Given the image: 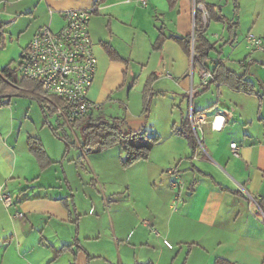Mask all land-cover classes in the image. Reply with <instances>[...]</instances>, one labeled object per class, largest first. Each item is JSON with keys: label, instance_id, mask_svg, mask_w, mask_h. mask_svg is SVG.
I'll list each match as a JSON object with an SVG mask.
<instances>
[{"label": "crops", "instance_id": "0c3cea01", "mask_svg": "<svg viewBox=\"0 0 264 264\" xmlns=\"http://www.w3.org/2000/svg\"><path fill=\"white\" fill-rule=\"evenodd\" d=\"M95 1L5 0V7H0V17L9 13L17 16L13 21L27 17L30 23L22 31L28 32V40L19 57L17 73L20 78L22 54L41 27L48 25L54 31L61 29L63 10L67 8L94 9L89 29L98 68L90 97L100 107L86 117L102 116L101 110L109 106L115 96H121L127 88L130 96L133 88L142 92L143 107L133 110L126 106L122 126L135 131L145 127L149 134H158L160 140L152 147L147 159L124 166L123 157L120 158L121 167L126 171L123 176L126 179L122 181H106L100 170L105 164L91 160L92 154L87 155L88 147L79 138L82 165L84 159L86 163L90 162L94 171L93 183L101 186L111 182L109 187L116 186V194L126 197L130 215L134 212L131 222H140L151 233L157 225L162 233L156 237L169 248H157L155 240H151L152 234L145 235L136 227L122 233L126 239L117 237L126 224V220H120L125 208L112 207L107 214L109 223L92 220L83 224L66 174L63 184L61 180L47 186L42 183L41 176L55 162L49 147L54 136L44 137L43 129L48 124L54 134L60 135L58 128L48 120V114L56 111L42 96L41 87L39 91H32L17 83L13 84L14 95L26 97L31 102L26 107L27 114L17 136L13 131L5 136L0 130V193L4 187L22 186L11 195L12 205L6 206L0 200V223H3L0 227V264L6 261L8 264H125L124 245L134 254V258L129 257L131 263L128 264H161L164 257V264H175L180 252L181 255L185 253L182 264H215L218 258L230 264H264V208L259 205V201L264 202V52L256 59L244 51L238 63H231L225 57L214 58L212 49L204 67L212 69L221 60L252 81L255 90L251 93L236 90L216 81L205 89L200 86L202 69L193 68V58L192 73L188 74L191 56L177 39L192 33L194 0H148L147 5L139 0H104L99 4ZM201 17L200 31L211 42L208 29L212 21L205 23L203 15ZM38 18L42 21L34 26L33 21ZM4 29L6 31V26ZM260 32L264 43V32ZM159 40L161 47L157 48ZM196 69L200 77L198 82L194 79ZM154 74L151 98L155 103L147 114L144 89ZM160 83H164V87L158 86ZM189 94L193 95L191 105L197 111H233V117L226 119L221 129L210 126L199 132L213 158L201 153L199 146L193 148L187 135L174 132V128L181 126L184 115L189 114V107L185 106ZM196 96L206 101L196 103ZM6 97L9 96H0V100L5 101L3 98ZM11 98L2 105L11 104ZM40 109L44 113L41 122ZM221 121L219 118L215 123L220 125ZM29 137L42 141L50 158L46 167L41 168L30 151ZM62 138L65 149L70 148V135H62ZM232 142L238 144L239 155L232 153ZM94 150H90L91 153ZM100 151L95 153L94 159L107 160L101 156L106 150ZM181 152L188 161L180 162ZM172 162L176 163L184 181L177 205H174L171 186L173 176L167 171L174 166ZM27 163H30L32 173L27 172ZM118 165L120 167L119 162ZM116 201L111 199L107 206L108 203L113 206ZM93 209L91 207L90 211ZM170 239L183 244L179 251H173ZM70 244H74L75 251L72 249L54 257L56 249ZM110 249H117L118 255Z\"/></svg>", "mask_w": 264, "mask_h": 264}, {"label": "rangeland", "instance_id": "374dc122", "mask_svg": "<svg viewBox=\"0 0 264 264\" xmlns=\"http://www.w3.org/2000/svg\"><path fill=\"white\" fill-rule=\"evenodd\" d=\"M4 1L5 0H0V7L2 9L5 7ZM206 1L208 3H212L215 5L214 9L218 15H220L219 13L222 12V14H224V16H226L228 19L235 18L236 21L238 20L239 22L236 31L234 30V32L231 33L227 21L224 23L225 24L224 26L222 21L216 19L211 20L212 23L208 29V37L211 40V43L215 44V47L213 48L212 51L213 57L216 59L218 57L224 59L225 57L226 61L228 62L238 63L237 60L242 58L240 57V55L242 56L243 55L242 53L244 51H247L248 53H250V56L255 57L256 59H260L262 57L261 55L262 53L260 54V52H264V43H263V49H252V47H248L247 36L251 34L262 37L260 31L262 30V33L264 32V0H238L239 13L237 15L234 12L233 0H206ZM196 7L199 8V5H196ZM15 18H17V16H13L12 14L9 13L8 14L4 13L2 16V20L6 23V31H5L6 38L4 44L0 45V70H2L8 64L13 69L18 68V62L21 51L23 49V46L28 40V32L27 31L22 32L24 30L25 25L30 24L28 22L29 21L28 18L20 17L18 21L16 20L13 21V19ZM40 21H42L41 18H38L37 21L34 20L33 25L34 26L37 25V23H39ZM237 32H238V37H236ZM235 46L238 48L235 49ZM191 73H192V56H191L188 74L191 75ZM194 79L196 82H198L200 79L198 74V69H196L194 73ZM162 85L164 87L165 84L160 83L158 86L162 87ZM200 86H202V84ZM212 91H215V88L211 90V92ZM11 94H14V92H12ZM127 94H128V88L124 93L121 94V96L119 95L115 96L111 100V104L109 106H106L104 110H101L102 116H104L106 120H109L110 123L113 124L114 122H116L123 124L125 119L126 106L130 107L133 110H136L139 107L140 108L143 107L142 92H137L136 89L132 88L130 92V96H128ZM213 95L214 97H216V94ZM192 96L189 94V100H186L185 102V106L188 105L189 108L191 106ZM197 97L198 96H196V98ZM8 98L9 97L3 98L5 101L3 100L2 101L6 102ZM196 100H197L196 103L206 101L201 99L199 100L198 98ZM153 101L154 100L152 99L151 108L155 103V102L153 103ZM30 102H31L30 99H26V97L13 95L11 98V104L8 105L4 104L0 106V130L5 136L11 135L10 134L11 131H13V133H15L14 135L17 136V133H19L21 129V122L22 120L25 119V115L27 114L26 107L30 104ZM212 102L213 100H211L210 103ZM163 103L164 102L162 101V105ZM34 106H37L36 103H34ZM194 107L197 108V106ZM40 116H41L40 117V122H41L44 119V113L42 109H40ZM48 120L53 126L58 128V132L60 133V135L54 134L48 124L46 125V128L43 129L44 137L51 134L52 136H54V139L49 144V147H51L50 148L51 155L55 160V162L48 169V171L41 176L40 179L43 180L42 183H44L47 186L49 184H58V181L61 180L63 184V176L64 174H66L70 182L72 191L75 195V202L78 206V211H79L78 213L80 214V218H82L83 224H89L92 220L98 221L101 224H104L105 222L109 223L110 220L108 219L109 217L107 214L108 212L111 211L110 209L112 207H118L120 209L125 208L123 214H120V220L123 218L124 220H126V224L125 226H123V229L119 234L120 236L118 235L117 237L126 239L125 236L122 237L123 235L122 233L133 229V227H136L139 231L145 232V235L148 233L152 234L151 240H155V245L157 248L159 249H163L165 247L169 248L163 242L162 239L156 237V235L160 236V233H162L161 229L157 225L153 228L154 233L153 232L151 233V230H149L147 227L143 228L140 222L137 223H133V221L131 222V218H133L134 212H132V215H130L131 212L130 209L127 208L128 204L126 203V197H122L123 196L122 194H116L117 193L116 186L112 188L109 187V183L111 182H105V184L102 183V185L100 186L97 185V183L95 184L93 183V181H91L94 178V171L91 169V166L89 164L90 162L87 161L86 163L85 159L83 160L84 164L82 165L81 154L83 153H82L81 145L78 142L79 138L80 140H83V126L79 125V123L77 124L74 123V125H70L69 123L65 122L63 116L60 115L58 112H51L50 114H48ZM66 134L70 135L72 144L70 145V148L66 147L65 149L66 143L62 138V135L66 136ZM203 145H204L203 147L201 146L199 148V151L208 158H213L210 155L209 152L210 150L209 147L207 146L205 138L203 139ZM94 148L95 150L91 153L90 150ZM87 149H88L86 150L87 155L90 157L92 154V156L90 157L91 160H95L97 163L103 162V164H105L100 167V170L102 171L106 181H110L112 179L117 182L126 179V177H123L126 171L121 167V163H120V158L123 157L124 159L126 155L123 145L119 143V144H115L114 146H110L108 148H101L100 145L98 144H91V146L88 147ZM100 149L104 151L106 150L105 154L101 156L102 158H107V160L101 161L100 159H96V158L94 159L95 153L102 152L100 151ZM179 159H181L180 162L182 163L187 160L186 155L182 152ZM118 162L120 164V167L118 165ZM175 164L176 163L172 162V165H174L172 167H175ZM177 165H180V163ZM30 166H31L30 163H27V170H28L27 172L32 173L33 169L32 168L30 169ZM37 168L39 172H41L38 165ZM166 173L168 172L166 171ZM33 176L34 174L32 175V177ZM171 176H173L172 178L173 180L175 175L172 174ZM21 189H22L21 185L14 184L11 185V187L9 188L7 187L2 188L1 189L2 192L0 194L7 193L13 196L14 192H18ZM172 192H173V198H175L176 194L178 193V190L173 189ZM183 196H185V193ZM111 199H117V201L113 202V206H111L109 203L107 206V202L110 201ZM179 199H181V194ZM0 200L3 202L1 198ZM178 203L174 202V205H177ZM91 207H94L92 211H90ZM90 214H93V216H90ZM129 220L131 223H128ZM1 224L3 225V223H0V227ZM102 237L106 238L104 234L102 235ZM168 241L174 247L173 251L174 250L179 251V249L183 245L181 242L174 241L172 239ZM128 248L129 247H127L126 245H124L122 248L123 251L122 256L125 261L124 262L125 264L131 263L129 257L134 258V254L130 253L131 249ZM110 252H113L114 255L117 253L118 255L117 249L116 250L110 249ZM143 254H145V252H143ZM184 255L185 253L181 255L180 252L175 264L177 263L182 264ZM164 259L165 257L163 258L161 264H164ZM5 264H8L7 261L5 262Z\"/></svg>", "mask_w": 264, "mask_h": 264}, {"label": "built area", "instance_id": "2783aa9c", "mask_svg": "<svg viewBox=\"0 0 264 264\" xmlns=\"http://www.w3.org/2000/svg\"><path fill=\"white\" fill-rule=\"evenodd\" d=\"M139 1L143 5L148 4V0ZM196 5H199V8ZM198 9L203 12L204 22H208L205 7L194 0L192 58L195 55V14ZM93 12V8L63 10L64 25L62 28L54 31L48 25L41 27L23 52L19 63L20 77L37 81L40 84L42 96L70 125H74L76 119L85 117L100 107L90 97V89L98 68V58L89 29ZM247 43L252 49H263L262 37L250 34L247 36ZM201 78V84L207 86L215 80V75L210 67L205 66L201 71ZM2 104L3 101L0 100V106ZM231 117H233L231 109H221L217 112L209 109L197 111L191 105L189 118L199 148L204 146L199 132L207 130L210 126L214 129H221L226 119ZM219 118L222 121L220 125H217L215 122ZM231 148L234 155H239V146L236 142L231 143ZM167 171L175 175L171 186L174 190H178L174 198V202H177L180 200L184 182L176 167H169ZM0 198L6 206L14 203L10 194L2 193ZM17 215L20 216L22 213H17Z\"/></svg>", "mask_w": 264, "mask_h": 264}, {"label": "trees", "instance_id": "16d2710c", "mask_svg": "<svg viewBox=\"0 0 264 264\" xmlns=\"http://www.w3.org/2000/svg\"><path fill=\"white\" fill-rule=\"evenodd\" d=\"M104 0H96V4L103 2ZM197 3L203 4L207 11L208 22L212 19H216L219 21H227L228 27L231 33L237 29L238 20L236 19H228L224 15H218L214 9V4L208 3L206 0H196ZM234 2V12L236 15L239 13V3L238 0H233ZM203 12L201 10H197L195 14V43H194V51L195 55L193 57V68L198 67L199 69H203L206 60L210 57V51L214 48L213 44L208 40L205 34L200 31V23L202 20ZM206 25V24H205ZM5 26L6 23L0 17V45H3L5 42ZM199 28V29H198ZM202 28V27H201ZM192 33L187 36L177 37L181 43H183L184 47L192 56ZM160 40L158 41L157 48L161 47ZM108 51L110 50L107 47ZM212 71L215 75V80L211 81L209 85L204 86L205 89L209 88L213 82H217L219 84L225 83L230 87L236 90H242L246 92H254L255 86L252 81L247 79L244 74H239L235 70L229 68L223 61L219 60L216 62ZM17 68H12L11 66H6L2 70H0V96H13L16 91L13 88V84H20L25 87H28L32 91H39L40 84L37 81H33L30 79L22 78L18 76ZM155 74L150 77V80L144 89V110L148 114L151 110V81L153 80ZM14 92V94H11ZM19 92V91H18ZM21 93V92H19ZM57 101V99H55ZM86 121V122H85ZM83 123V145L85 147H90L91 144H98L101 148H108L110 146H114L115 144H121L124 147L125 158L123 159V165L129 166L136 161L147 159L152 147L160 140V136L158 134H149L148 130L144 127L138 131L132 130L130 128H124L122 124L114 122L113 124L106 120L103 116H95V117H82L80 119L75 120V124ZM174 132L178 134L187 135L190 139V142L193 148H198V143L193 134L191 122L189 118V114L184 115L181 120V126L178 128H174ZM70 143V142H69ZM28 144L30 151L37 158L40 167L44 168L50 163V158L44 148L42 141L36 137H29ZM71 144V143H70ZM259 205L264 208V202L259 201ZM74 244L63 245L58 248L54 252V257L57 258L62 253L72 250ZM78 249V248H77ZM75 251V249H73ZM54 258V259H55ZM53 260V259H52ZM75 264V263H70ZM144 264H152V263H144ZM215 264H230L228 261L224 259H216Z\"/></svg>", "mask_w": 264, "mask_h": 264}]
</instances>
